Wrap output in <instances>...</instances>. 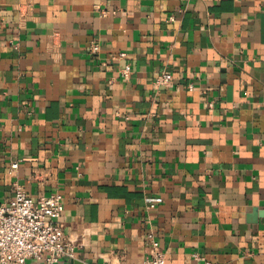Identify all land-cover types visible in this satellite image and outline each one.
Returning <instances> with one entry per match:
<instances>
[{
    "label": "crops",
    "instance_id": "obj_1",
    "mask_svg": "<svg viewBox=\"0 0 264 264\" xmlns=\"http://www.w3.org/2000/svg\"><path fill=\"white\" fill-rule=\"evenodd\" d=\"M16 186L62 196L59 264H264V0H0Z\"/></svg>",
    "mask_w": 264,
    "mask_h": 264
},
{
    "label": "built area",
    "instance_id": "obj_2",
    "mask_svg": "<svg viewBox=\"0 0 264 264\" xmlns=\"http://www.w3.org/2000/svg\"><path fill=\"white\" fill-rule=\"evenodd\" d=\"M103 14H107L103 12ZM171 16L168 22H173ZM99 46L93 43L89 54L95 55ZM124 53L113 59L122 60ZM131 67L126 64L120 71L122 80L127 81ZM173 80L169 73H161L154 79L155 88L167 87ZM193 88L190 87L189 91ZM213 104L209 103V107ZM17 165H12L16 168ZM63 212L62 196L30 198L23 189L16 186L14 198L8 203L0 204V264H27L35 260L42 264H59L61 259L75 257L73 245L67 242L61 232L60 218ZM150 254L142 264H166L165 257L157 241L149 236ZM201 264H214L194 255Z\"/></svg>",
    "mask_w": 264,
    "mask_h": 264
},
{
    "label": "water",
    "instance_id": "obj_3",
    "mask_svg": "<svg viewBox=\"0 0 264 264\" xmlns=\"http://www.w3.org/2000/svg\"><path fill=\"white\" fill-rule=\"evenodd\" d=\"M71 264H82V263L73 261V262H71Z\"/></svg>",
    "mask_w": 264,
    "mask_h": 264
}]
</instances>
